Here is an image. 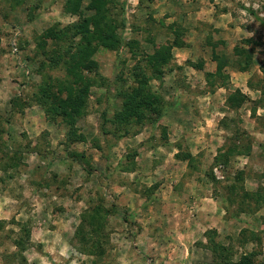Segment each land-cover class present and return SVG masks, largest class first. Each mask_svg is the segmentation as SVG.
<instances>
[{
	"label": "rangeland",
	"instance_id": "374dc122",
	"mask_svg": "<svg viewBox=\"0 0 264 264\" xmlns=\"http://www.w3.org/2000/svg\"><path fill=\"white\" fill-rule=\"evenodd\" d=\"M65 1L0 0V264H264V0H118L120 49L80 72V143L37 98L65 93L68 46L44 40L78 19ZM138 67L168 108L123 127L113 96Z\"/></svg>",
	"mask_w": 264,
	"mask_h": 264
},
{
	"label": "trees",
	"instance_id": "16d2710c",
	"mask_svg": "<svg viewBox=\"0 0 264 264\" xmlns=\"http://www.w3.org/2000/svg\"><path fill=\"white\" fill-rule=\"evenodd\" d=\"M117 1L89 0L82 12V0H66L63 5V11L69 15L78 16V19L74 23L60 29H58L57 25V28L53 27L49 29L46 37L44 36V40H47V42L54 44L64 40L68 46L64 53L67 59H63V56H60L59 53L55 57H51L54 58L52 64L57 65L59 61H63L64 68L67 66L66 73L68 78L65 93L63 91H60L59 94L50 93L45 89H49L50 85H45L44 88L40 87V95L38 94L39 97L37 98L41 101L38 100L39 103L47 107V109L45 108L47 112L50 110L49 113L52 114L51 118L53 120H56V117L60 118V123L66 128L65 136L72 143L85 141L84 136L75 132L76 121L85 112L86 100L89 93V85L80 74L81 70L91 69L95 66L92 57L99 48L119 50L122 45L120 32L125 27L122 7L124 3L121 7H117ZM84 12H92V14L85 16ZM251 14L264 26V22L255 13ZM174 33H176V29ZM175 36L170 46L164 47L162 45L149 58V68L154 77H159L164 67L171 60L172 48H184L186 46L184 42L179 41L177 33ZM234 54L237 71H248L252 59L250 58L249 62L245 61L244 66H241V58L244 51L235 46ZM216 58L214 57V60ZM226 64V61L217 63L216 74ZM194 68L201 70L202 65H194ZM207 76L212 75L208 74ZM151 78L143 74L139 67L133 70L131 83L118 90L116 96H113V98L116 97L121 102L119 111H116L112 117V121L115 124L129 127L132 124L149 122L153 126L165 116L168 105L161 94H157L151 89ZM70 84H73V86L69 87ZM60 94L65 95L62 98ZM51 98L52 101L48 102ZM125 129L128 132V129ZM26 232L29 236V232ZM16 246H21L20 242ZM238 264L252 263L245 257Z\"/></svg>",
	"mask_w": 264,
	"mask_h": 264
},
{
	"label": "built area",
	"instance_id": "2783aa9c",
	"mask_svg": "<svg viewBox=\"0 0 264 264\" xmlns=\"http://www.w3.org/2000/svg\"><path fill=\"white\" fill-rule=\"evenodd\" d=\"M13 47H14L13 51L16 52L17 51V47H16L15 43H13Z\"/></svg>",
	"mask_w": 264,
	"mask_h": 264
}]
</instances>
